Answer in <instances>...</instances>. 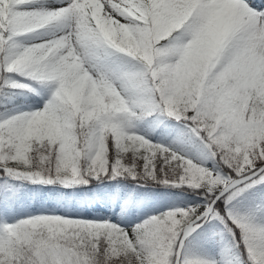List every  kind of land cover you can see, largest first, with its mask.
Returning <instances> with one entry per match:
<instances>
[{"label": "snow or ice", "instance_id": "6c2138e0", "mask_svg": "<svg viewBox=\"0 0 264 264\" xmlns=\"http://www.w3.org/2000/svg\"><path fill=\"white\" fill-rule=\"evenodd\" d=\"M0 264H264V0H0Z\"/></svg>", "mask_w": 264, "mask_h": 264}]
</instances>
